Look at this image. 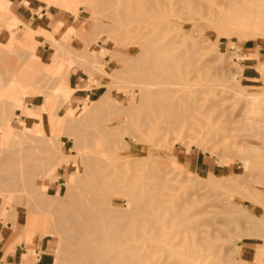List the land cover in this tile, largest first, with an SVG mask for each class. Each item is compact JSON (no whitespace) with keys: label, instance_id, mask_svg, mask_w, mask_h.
Instances as JSON below:
<instances>
[{"label":"rangeland","instance_id":"374dc122","mask_svg":"<svg viewBox=\"0 0 264 264\" xmlns=\"http://www.w3.org/2000/svg\"><path fill=\"white\" fill-rule=\"evenodd\" d=\"M71 1L60 5L74 13L77 29L26 27L23 36L0 42V202L3 215L5 208L19 214L18 242L43 245L49 264H66L61 212L91 187L78 161L95 142L84 133L117 122L106 131L120 157L116 170L131 179L111 190L115 207H127L128 196L118 191L145 189L148 203L167 200L206 232L197 248L201 264H264V131L255 129L264 130V123L251 119H264V0H155L165 3L158 9L144 0ZM0 4L2 19L9 4ZM5 27L10 30L2 20ZM45 41L54 52L50 60L34 52ZM168 45H195L201 70L192 78L199 93L191 100L206 106L173 127L158 126L160 114L139 106L142 88L160 80L138 73L143 56ZM50 63L58 68H46ZM73 65L89 75L80 91L69 85ZM75 92L83 94L79 100L71 98ZM47 118L65 127L40 133ZM175 256L178 264H199L188 249Z\"/></svg>","mask_w":264,"mask_h":264},{"label":"bare ground","instance_id":"6f19581e","mask_svg":"<svg viewBox=\"0 0 264 264\" xmlns=\"http://www.w3.org/2000/svg\"><path fill=\"white\" fill-rule=\"evenodd\" d=\"M126 1L128 2V0ZM68 2L72 3L71 0H68ZM143 3L149 9L151 7L158 9L162 4H165L155 0H144ZM132 6L130 4L129 7ZM132 10H134V7ZM134 12H136V9ZM134 12L131 13L136 15ZM124 14L126 15V13ZM124 14L123 17H125ZM141 29L145 28L142 27ZM79 38L82 39V37ZM160 50L162 51L161 54H158L157 50L154 49L150 56H143V64L138 73L142 74L144 78H149L156 74L157 76L159 75L160 80H156L157 82L151 85L148 83L146 88H142L139 93V106H146L154 115L160 114L157 125L162 124L163 127L178 126L181 123L191 121L198 113L206 109V106L197 104L196 100L194 102L191 100L196 98L199 93V90L194 88L192 78L196 72L199 73L201 68L194 61L196 59L195 45L184 49L168 45ZM54 65L52 63L47 64L46 68H58V64ZM261 67L263 66L261 65ZM151 79L153 78L151 77ZM132 80L134 81V79ZM135 81L139 82L140 80ZM132 83L135 84L134 82ZM140 84L141 82L136 85ZM202 89L201 87V92L203 91ZM76 112L79 117L77 118L78 120L84 119L86 115L84 111L80 112L79 109ZM124 112L127 115H131L133 108H125ZM124 112L122 114H125ZM69 113L68 117L72 113L76 115L74 112ZM35 116L37 115L35 114ZM53 117L55 118V116ZM77 119L74 118V121ZM251 119L255 124L264 123L263 118L251 117ZM70 123H73V121ZM75 123L79 122L75 121L74 126ZM64 125V123L57 124L52 120H43L40 133L45 132L48 126L62 129L65 127ZM114 125L117 126V122L101 124L95 132L86 131L84 133L86 140L95 142V144L86 147L84 154L80 156L78 161L81 166H86V169L81 170V172L83 177L84 173L89 174L88 180L91 183V187L86 189L80 197H75L61 212L60 220L66 222L62 226V231L65 234V241L68 242L65 252L66 264H145V262L146 264H178L175 255L176 250L179 248L188 249L192 259L201 264L203 254L197 248L202 249L201 242L203 241L201 240L206 236V232L198 223L191 221L179 207H176L173 203H171V206L166 204L165 201L167 200L148 203L145 189L139 193L126 192L127 190L125 191L124 189L118 191L120 194L128 196L127 207H115L113 205L114 196L109 195L111 190L120 184L125 186L131 179L130 174L128 176L126 174L121 175L116 170L117 167L121 166V161H116L117 158L120 160V157L115 153L116 147L113 134L111 136L106 131V129L112 128ZM255 126L256 130L264 131L258 127L259 125ZM11 129L9 126L4 132V141L10 138ZM71 140L78 141L79 139L77 135H73ZM259 146L264 148L263 142ZM125 152L129 153V150L127 149ZM154 200L156 199L154 198ZM132 216L136 217L132 219ZM255 261L249 262L251 264L258 263Z\"/></svg>","mask_w":264,"mask_h":264},{"label":"crops","instance_id":"0c3cea01","mask_svg":"<svg viewBox=\"0 0 264 264\" xmlns=\"http://www.w3.org/2000/svg\"><path fill=\"white\" fill-rule=\"evenodd\" d=\"M9 4L4 20L10 26L0 29V42H7L10 37L18 33H25L26 27H36L40 30L53 31L60 24L78 28L75 24L76 17L60 5L61 0H6ZM3 8L0 4V11ZM7 11V10H6ZM11 31V32H10ZM11 34H10V33ZM13 34V35H12ZM15 40V38H14ZM52 45L45 41L35 48V54L48 60L52 58ZM69 85L80 91L84 87L89 75L77 65L69 69ZM86 90V94L90 95ZM82 93H73L71 98L80 99ZM6 215L2 214L0 202V264H49V253L45 246H38L29 242H18L22 228L19 223V214L5 208Z\"/></svg>","mask_w":264,"mask_h":264}]
</instances>
